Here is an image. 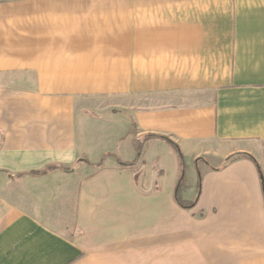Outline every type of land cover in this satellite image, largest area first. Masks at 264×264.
Segmentation results:
<instances>
[{"label": "crops", "instance_id": "0c3cea01", "mask_svg": "<svg viewBox=\"0 0 264 264\" xmlns=\"http://www.w3.org/2000/svg\"><path fill=\"white\" fill-rule=\"evenodd\" d=\"M0 264H264V0H0Z\"/></svg>", "mask_w": 264, "mask_h": 264}, {"label": "trees", "instance_id": "16d2710c", "mask_svg": "<svg viewBox=\"0 0 264 264\" xmlns=\"http://www.w3.org/2000/svg\"><path fill=\"white\" fill-rule=\"evenodd\" d=\"M160 137H162V138H164L166 141H168L172 146H174V148L177 150V152H178V155H179V157H180V163H181V172H183V160H182V156H181V154H180V152H179V150H178V147H177V145H176V143H174L172 140H170V139H168V138H166V137H163V136H160ZM51 167H45V168H43L42 170H38V171H32V172H30L31 174H35V175H37V174H41V173H44V172H46L48 169H50ZM65 169H68V168H65ZM180 181H181V178H180V180H179V182H178V184L176 185V188H175V192H174V199H175V201L180 205V206H182V207H184V208H189V207H191V206H193L194 204H195V202H196V199H197V197H198V193H199V185H200V174H198V192H197V195L193 198V200H191V201H188V202H184V201H182L180 198H179V196H178V190H179V183H180Z\"/></svg>", "mask_w": 264, "mask_h": 264}, {"label": "rangeland", "instance_id": "374dc122", "mask_svg": "<svg viewBox=\"0 0 264 264\" xmlns=\"http://www.w3.org/2000/svg\"><path fill=\"white\" fill-rule=\"evenodd\" d=\"M197 192H198V186H197V188H196V195H197ZM196 195H195V196H196ZM178 196H179V198H180V195H179V194H178ZM195 196H194V197H195Z\"/></svg>", "mask_w": 264, "mask_h": 264}]
</instances>
